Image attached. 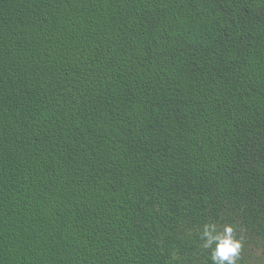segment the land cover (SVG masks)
Here are the masks:
<instances>
[{
    "label": "trees",
    "instance_id": "trees-1",
    "mask_svg": "<svg viewBox=\"0 0 264 264\" xmlns=\"http://www.w3.org/2000/svg\"><path fill=\"white\" fill-rule=\"evenodd\" d=\"M264 264V0H0V264Z\"/></svg>",
    "mask_w": 264,
    "mask_h": 264
},
{
    "label": "clouds",
    "instance_id": "clouds-1",
    "mask_svg": "<svg viewBox=\"0 0 264 264\" xmlns=\"http://www.w3.org/2000/svg\"><path fill=\"white\" fill-rule=\"evenodd\" d=\"M233 232L231 225H224L222 229H218L214 223L203 226L200 233L201 247L209 250L212 264H236L241 243Z\"/></svg>",
    "mask_w": 264,
    "mask_h": 264
}]
</instances>
